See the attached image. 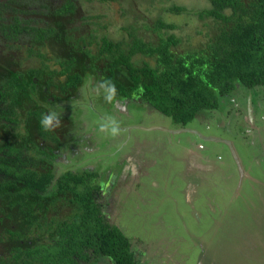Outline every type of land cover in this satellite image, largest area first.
Wrapping results in <instances>:
<instances>
[{
    "label": "rangeland",
    "instance_id": "rangeland-1",
    "mask_svg": "<svg viewBox=\"0 0 264 264\" xmlns=\"http://www.w3.org/2000/svg\"><path fill=\"white\" fill-rule=\"evenodd\" d=\"M172 3L192 10L209 4L207 0H116L90 4V9L101 15L105 25L101 30L112 38L119 37L121 26L132 15L149 19L160 14L177 24L171 31L180 37L183 48L205 41L209 30L204 21L162 11ZM37 61L32 57L29 64ZM82 74L80 93L70 100L49 103L39 92L32 94L40 105L55 108L61 118L70 117L76 108L86 117L87 145L79 155L96 159L92 167L96 164L119 175L115 181L110 172L100 171L103 200L111 199L116 216L112 220L141 260L145 264H264V85L248 88L237 81L217 108L200 111L181 126L147 102L145 107L132 100L105 102L94 92L96 82L103 80L99 71L84 67ZM249 110L252 124L244 120ZM108 118L119 122L115 136L99 130ZM198 143L204 146L198 152L211 160L207 170L197 167L195 157L187 153ZM121 157L130 162L123 166ZM57 168L59 172L64 167ZM101 262L108 264L109 258L103 256Z\"/></svg>",
    "mask_w": 264,
    "mask_h": 264
},
{
    "label": "trees",
    "instance_id": "trees-1",
    "mask_svg": "<svg viewBox=\"0 0 264 264\" xmlns=\"http://www.w3.org/2000/svg\"><path fill=\"white\" fill-rule=\"evenodd\" d=\"M16 1L0 0L1 14L8 13L0 15L1 41L6 43L21 33L35 35L37 52L33 45L28 52L34 51L43 66L29 70L45 80L47 96L70 95L82 79L81 69L91 65L103 79L111 80L121 94L140 92L155 109L185 126L200 111L217 108L237 81L248 88L264 85V0H207V7L196 10L178 3L163 7V12L193 16L207 25L205 41L186 48L171 31L177 24L166 21L160 14L149 19L132 15L121 26L117 38L104 33L101 15L92 13L90 4L116 0H46L47 20L42 25L15 20L11 12L20 5ZM42 48H47V56ZM7 70L8 67L1 69L3 76ZM0 95L17 102V92L12 87L9 91L0 90ZM6 111L2 110L4 118ZM43 112L38 108L29 111L24 134L16 143L0 142L3 153L0 173L5 177L16 176L27 191L30 189L27 175L21 176L23 163L28 161L21 157L23 149L38 146L41 141H59L56 129L46 132L40 126ZM46 178L48 182L50 176ZM92 178L90 174L67 173L56 181L58 194L49 204L54 213H64L62 219L68 221L66 231L59 223L51 227L52 233L56 230L58 233L47 244L37 243L34 260L19 258L8 222L0 219V264H95L102 255L108 256L111 264H141L134 256L129 238L117 226L108 224L94 202L93 190L97 186ZM40 181L45 182L43 175ZM25 194L17 191L16 197L12 193L2 196L1 209L12 214L22 211L32 218L24 205H30L32 200ZM10 212L5 214L7 219L12 218ZM31 252L28 247L26 253Z\"/></svg>",
    "mask_w": 264,
    "mask_h": 264
},
{
    "label": "flooded vegetation",
    "instance_id": "flooded-vegetation-1",
    "mask_svg": "<svg viewBox=\"0 0 264 264\" xmlns=\"http://www.w3.org/2000/svg\"><path fill=\"white\" fill-rule=\"evenodd\" d=\"M19 3L20 5L17 8L15 7V11L11 12L13 13L15 20H29V22L35 25H42L43 23H45L43 22V20H47V17L44 16V11L46 9L45 7L47 5L46 0H17L15 2V4ZM2 10L0 7L1 16L8 15V13L1 14ZM1 25L2 20L0 19V27ZM2 38L3 33L2 31H0V90L9 91L10 87L15 89L17 92V102L12 103L10 99H4L3 96L0 95L2 97V101H0V142H3V140H8L10 142L16 143L19 140L20 136L24 134V126L29 111L31 109L37 108L42 109L44 112L48 111L45 106L39 104L40 100L37 101L38 98L36 96H33L32 93L34 91L39 92L40 98L48 101L49 103H52L53 101L57 102L62 100H70L72 97H76L78 96V93H80V91L78 92V89L80 84L83 82L84 75L82 74V68V79L75 86L70 95L66 97L47 96V87L45 85V80H42L41 77H38L35 73H31L29 70V68L36 70L38 68H42L43 66L41 64L40 58H38L37 54L34 51L30 50L28 52L29 47H32V45L33 49L35 47L34 50L36 51V46L38 45V43L35 41V35L34 37H32V35L26 36L24 35V33H21L17 35L13 40L7 39L9 41L6 43L1 41ZM42 51L43 53H46L47 56V48H44ZM32 57L34 60L38 61L34 64H29V61ZM5 67H8L7 75L3 76V72L1 71V69ZM85 67L88 68L92 66L85 65ZM9 81H11L10 84ZM116 89L117 96L114 99L116 101L123 103L126 100H132L137 102V106H142L144 104V107L146 104L145 102L149 103L146 99L143 98L140 92H131L128 95H123L119 92L117 87ZM89 100L92 102L91 99ZM139 102H142V104H139ZM86 103L87 101L85 102V104ZM92 104L93 102L90 103V105ZM107 105L109 106V104ZM84 107L85 105L83 106V108ZM2 110L8 111H6V118L1 115ZM84 110L85 109H83V111ZM66 111V113L70 112L69 109H67ZM79 113L80 109L76 108L75 111L69 114L70 117L63 114V117L61 118V125L60 127L56 128V132L59 137V141L57 143H42L41 141L38 146L32 144L33 146H30L27 149L24 148L25 150L23 149L21 157H23L24 160L26 159V161H28L27 163H23V171L21 172V176L26 178L27 175L26 179H28V183L30 186V189H28V191L21 187L22 182L16 176L11 175L12 177H5L2 173H0V198L2 196H11L10 193L14 194L16 197V192L21 191L23 193H26L25 195L28 200H32V202H30V205L26 206V203L24 204L27 208V212H29L32 218H27L26 214L22 211H20L22 213L16 211V213L12 214L8 210H2L0 205V219L8 222L7 224L13 233V245H15L19 258L30 257L34 260L37 243L47 244L52 240L53 236L58 233L57 230L52 233V231L50 230L51 227H55L59 223L61 228H65L66 231L65 225L68 221H63L62 218H65V216L63 215L64 213L62 212V214L61 211L59 212V215L57 213H54L53 208L52 206H50L49 202L52 197L58 194L57 190L55 189L56 181L60 177L67 175V173H71L74 175L90 174L93 176L92 183L97 186V188L93 190V200L96 204H98L101 214L107 220L108 224L117 226V224L112 220V218L115 220L116 216L114 212L112 213L111 199H108L107 201L103 200L102 184L100 182L99 176L100 171H102L105 175L110 172L113 180L115 181L119 180L120 177L116 172L112 171L109 168L101 169L99 165L96 164L92 167L96 159L90 160V157L88 155L84 156L83 158L80 157V150L86 149V138L89 130L84 123L86 117L83 116V113H81V115ZM248 130L249 129H247V131ZM90 136H92V133ZM196 148L202 149L203 145L199 143L196 145ZM1 155H3L2 152H0V156ZM217 158L219 159L220 157L217 156ZM128 161L129 160L124 159L123 157H121V159L119 160V162L125 163L123 166L127 165ZM20 163L21 162H18L19 166L21 167ZM57 167L64 168L58 172ZM199 172L201 173L202 171ZM41 175L44 176L45 182L40 181ZM47 175L50 176L48 182L46 178ZM4 177L7 180L4 179ZM36 180L39 182L38 184L35 182ZM8 181H10L13 185L8 184ZM120 185H122L123 187V183H120ZM122 187H119L121 188L120 191L122 190ZM36 197L39 198L38 203L36 202ZM62 207L66 208L65 206ZM106 208L110 210L108 214L106 212ZM8 212L12 214L11 219H7L5 217V214ZM56 215H58L59 218H57ZM3 243L5 242H1V244ZM28 247L32 248V252L29 255L26 253ZM131 249L134 252L135 258L139 260L141 264H145L141 260V257L138 256L137 252L132 248V245ZM103 256L105 255L98 257L95 261V264L102 263L101 258ZM108 264H111L110 258Z\"/></svg>",
    "mask_w": 264,
    "mask_h": 264
},
{
    "label": "clouds",
    "instance_id": "clouds-1",
    "mask_svg": "<svg viewBox=\"0 0 264 264\" xmlns=\"http://www.w3.org/2000/svg\"><path fill=\"white\" fill-rule=\"evenodd\" d=\"M94 92L102 96L103 100L111 104L117 94L115 84L111 80H100L95 84ZM39 124L46 132H51L61 125V113L55 108L49 107L48 111L41 113ZM101 132L115 136L119 132V122L114 118H108L99 124Z\"/></svg>",
    "mask_w": 264,
    "mask_h": 264
},
{
    "label": "crops",
    "instance_id": "crops-1",
    "mask_svg": "<svg viewBox=\"0 0 264 264\" xmlns=\"http://www.w3.org/2000/svg\"><path fill=\"white\" fill-rule=\"evenodd\" d=\"M253 119H254V117H253V115H252V112H251V110H249V111H248V114H246V115L244 116V120L252 124V123H253ZM198 144H199V143H198ZM202 149H204V146H203ZM202 149H199V148H196V149L188 148V149H187V153L190 154V155H192L193 157H195V159H196V161H197V163H198V164L196 165L197 167L199 166V167H201L202 169L204 168L205 170H207V169L209 168V164H210L211 160H210L209 157H207V156H202V155L198 152V150H202ZM217 166H218V164H217Z\"/></svg>",
    "mask_w": 264,
    "mask_h": 264
}]
</instances>
